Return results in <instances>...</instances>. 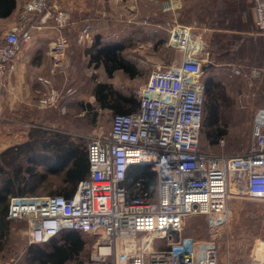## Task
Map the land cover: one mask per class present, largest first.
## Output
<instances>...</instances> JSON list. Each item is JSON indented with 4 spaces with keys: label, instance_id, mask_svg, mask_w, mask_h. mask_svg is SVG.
Returning <instances> with one entry per match:
<instances>
[{
    "label": "built area",
    "instance_id": "2783aa9c",
    "mask_svg": "<svg viewBox=\"0 0 264 264\" xmlns=\"http://www.w3.org/2000/svg\"><path fill=\"white\" fill-rule=\"evenodd\" d=\"M249 2L264 32V0ZM48 19L58 33L49 46L52 67L40 80L50 85L48 77L65 67L68 40L62 30L70 23V8L50 11L48 0H27L18 23L0 36V90L14 73L21 44ZM191 33L190 26L169 31L167 46L180 52L178 62L151 71L136 91V110L114 114L108 132L89 138V173L71 196H10L7 218L28 221L30 243L78 231L95 238V244L87 259L72 264H219L213 240L175 235L188 216L201 215L215 236L229 220L232 194L264 199V110L252 126L249 148L234 155L198 148L207 100L198 74L208 49L201 36L193 40ZM229 66L232 74L240 73ZM250 78L259 80L260 72L253 70ZM60 97L48 86L38 105L55 107ZM218 143L223 146L224 139ZM136 165L155 173L153 190L143 188L142 178L129 184ZM154 240L165 245L153 248Z\"/></svg>",
    "mask_w": 264,
    "mask_h": 264
},
{
    "label": "rangeland",
    "instance_id": "374dc122",
    "mask_svg": "<svg viewBox=\"0 0 264 264\" xmlns=\"http://www.w3.org/2000/svg\"><path fill=\"white\" fill-rule=\"evenodd\" d=\"M170 1L116 0V3L110 4L109 7L107 5L101 6L103 7L101 15L104 14V17L107 16L114 22L115 34L111 41L125 44L126 57L134 63L136 69L139 71L138 75L134 78L129 77L122 71H116L113 76L108 77L102 66L98 68L89 66L88 60L83 58L82 55L80 56L75 49L73 54L74 59L70 61L67 55L65 67L48 77L50 85L42 83L40 79L46 78L48 74L39 70L32 71L29 80H22L19 85L23 84V87L30 90L29 100L27 103L21 102L22 106L17 109V112H10L8 108L12 102L11 99H16V96L11 93L12 76H10L4 84L5 86L0 90V97L2 96L3 102L5 105L6 103L8 105H6L7 112H4V116L10 120H12V117H16V122L14 123L16 126L13 128L20 134V139L21 133H24L23 136L26 135L28 141L32 143H35V141L46 142L61 135L67 137L69 141L74 142L81 148H86L89 138L109 131L111 119L114 115L110 109H101L97 106L95 97L93 96V88L96 83H108L118 93L126 97L134 95L138 100L136 91L146 82L151 71L157 66L167 67L169 63L178 62L180 52L167 46L169 31L175 26L193 27L191 33L192 39L194 40L197 36H201L207 49L208 46H212L213 37L209 31L202 29L204 25L201 26V24L215 19L213 18L215 10L224 6V1L178 0L182 8H176L173 14L166 9L161 14L154 12L153 8L156 6L169 7L171 5ZM246 3H249L248 0H246ZM50 6H53L51 2ZM155 19L164 28L157 38L152 35V31L154 30L151 24H155ZM190 22L192 24L196 23L187 25ZM128 27L130 29H127ZM142 27L146 28V35H148L146 41L141 38ZM8 28L7 21L0 19V36ZM124 31L126 32L124 33ZM89 32L90 25L86 21L82 25L79 39L83 42L90 39ZM65 37L67 38V36ZM77 37L78 31L75 30L70 33V38L76 39ZM86 38L87 40H85ZM53 39L52 37L49 38V46ZM67 40L69 39L67 38ZM160 41L162 43L158 44ZM49 46L46 51L41 48L36 50L30 54L31 57L33 58V55L36 59L47 57L51 67L52 61L49 56ZM230 57V59L228 57L224 61H214L215 63H213L208 59L207 52V63H204V65H208L210 62L215 67L212 69L206 67L204 70L202 67H199L198 80L200 84L202 83L205 86V80L208 77H213L214 91L225 92V98L219 100L221 106L213 127L205 126L204 122L208 118L209 112L206 106L204 109L198 148L212 154L234 155L249 148L251 145L252 126L258 118V113L264 110V94L260 92L262 79H264V65L258 66L257 62L239 58L233 51L230 52ZM43 59L42 64L48 66ZM229 64L239 67L240 73L238 75L232 74ZM253 70L260 72L259 80L250 78V73ZM20 78L26 79L23 72L19 75ZM48 86L49 88L56 89L61 94L60 101L55 107H39V98L46 92ZM18 103L17 100L14 101V104ZM82 104L93 105L94 110H83ZM94 111L95 115H93ZM6 124L11 123L6 121ZM11 129L8 127V131ZM213 129H222L223 136L221 138L224 139L223 146L218 141L211 142V139L208 138V132ZM36 130L40 133L36 132ZM21 160L25 162L23 158L17 159L15 162L20 163ZM18 163L9 162L5 166V169L10 171ZM36 170L39 173L47 172L43 164L36 165ZM48 174L49 178L46 182L42 180H37L36 182L29 180L27 183H24L23 190L35 189L34 194L28 192L17 195L10 194L8 196L9 203L10 196L48 194L49 184H52L50 189H55L57 183L60 182L61 173L55 175ZM234 196L238 195H230L227 201L230 211L229 217L231 219L219 229L215 236H212L213 233L209 231L206 218L201 215H194L186 218L181 231L175 237L213 240L218 248L219 264H246L253 244H255L257 239H260L257 236L264 232V199L246 197L240 199ZM6 219L10 221V225L7 236H2V241H0V262L2 264H36L35 257L37 256H32V249L29 250L30 245L33 244L29 242L28 221L24 219L10 220L7 218V215ZM83 238L85 246L81 255L87 256L89 254L90 256L92 247L95 244V238L85 234H83ZM163 245H165V242L156 240L153 243V248L162 247ZM46 250L48 251L49 248ZM256 253L253 256H256Z\"/></svg>",
    "mask_w": 264,
    "mask_h": 264
},
{
    "label": "trees",
    "instance_id": "16d2710c",
    "mask_svg": "<svg viewBox=\"0 0 264 264\" xmlns=\"http://www.w3.org/2000/svg\"><path fill=\"white\" fill-rule=\"evenodd\" d=\"M224 6L215 10L213 18H217L219 31L212 35V46L208 47V59L224 61L230 52H234L239 58L257 62L258 66L264 65V35L254 34V26L249 12L250 4L246 0H223ZM16 6V0H0V19L9 17ZM213 22H211V25ZM162 42H158L161 44ZM125 44L121 42H104L100 36H96L94 44L85 50L88 55V65L98 68L103 67L108 77L116 71H122L134 78L139 71L125 53ZM212 66L210 69L214 68ZM213 77L205 80L206 104L209 115L204 122L205 126L213 127L218 117L220 108L219 100L225 98L224 91H214ZM217 85V84H216ZM218 86V85H217ZM223 90L222 87H220ZM261 94H264V79H262ZM93 96L97 106L101 109H110L114 114H129L136 110L138 100L134 95L129 97L115 91L108 83H96L93 88ZM128 104V106H126ZM82 109L93 111L94 106L82 104ZM95 111L93 115H95ZM214 130V129H213ZM208 132L211 142H217L222 137V129ZM36 132H39L36 130ZM40 133V132H39ZM42 134V133H41ZM23 158L20 163L15 162ZM18 163L12 170L7 171L5 166ZM8 163V164H7ZM4 164V165H3ZM43 164L47 172L39 173L36 165ZM48 173H61L60 182L55 189H50L48 194H58L65 197L72 195L79 180L88 176L89 168L86 148L69 141L67 137L58 135L49 141L23 144L10 147L0 154V241L2 236H7L10 221L6 219L9 198L8 196L35 193V189L23 190L24 183L32 181H48ZM143 179V188L153 190L155 188V173L147 166L136 165L128 174L129 184L136 179ZM17 188V190H15ZM25 189V187H24ZM15 191V193H14ZM83 233L78 231H63L58 236L45 243L33 244L32 256H37L36 264H72L74 261L85 260L82 256L85 246ZM49 248L47 251L46 249ZM46 250V251H45Z\"/></svg>",
    "mask_w": 264,
    "mask_h": 264
},
{
    "label": "crops",
    "instance_id": "0c3cea01",
    "mask_svg": "<svg viewBox=\"0 0 264 264\" xmlns=\"http://www.w3.org/2000/svg\"><path fill=\"white\" fill-rule=\"evenodd\" d=\"M26 1L27 0H16V6H15L13 13L9 17L4 19L7 21L8 27L18 23L19 15ZM50 2L52 3L53 6H50ZM50 2H48L49 4L48 9L50 11L56 8H62V7L70 8L71 10L70 23L62 30L63 34L67 36V38L69 39L68 40L69 48H67L68 49L67 55L70 61L71 59H74L73 54H74L75 49L78 51L80 56L82 55L83 58L88 60V55H86L85 50L87 48H90L94 44V40L96 36H100L102 43L104 42L113 43V41L111 40H113L114 34H115V29L113 27L114 22L109 17L107 16L104 17V14L101 15L102 8H103L101 6L107 5L109 7L110 4L116 3V0H50ZM170 3L171 5L169 6V9H166V10H169L171 14L174 13L176 8H180V7L182 8L178 0H171ZM165 8H163L162 6H156L153 9L155 13L158 12L159 14H161L165 12L164 11ZM249 12L251 14V18H252V22L254 26V33L257 35H264V32L260 31L254 22L251 4H250ZM88 15H90V17H88ZM155 20H156L155 24H151L154 30L152 31L153 33L152 35L156 36L155 38H157L159 33H161V30H164V28L163 26H161V24H159V22H157V19ZM86 21L90 25L89 34L91 38L88 40L86 38L85 40L87 41H85L86 42L85 43L81 41V39H79V35L82 29V25ZM211 22H213L212 25L210 24ZM195 23L196 22H194L193 24ZM193 24L192 22H190L187 25H193ZM217 24H218L217 19H213V20H209L205 22V24H201V26L204 25L202 26V29L204 31H209L212 36L213 33H215L216 31H219L218 29L219 27L217 26ZM127 29H130V28L128 27ZM145 29H146L145 27H142L143 31L141 32V38L144 39V41H146L148 38V35H146ZM75 30L78 31V37L76 39L70 38V33ZM125 32L126 31H124V33ZM57 33L58 31L53 28V23L51 19H48L45 23L39 24V26L32 31L31 41H29L28 43L21 44L17 58L14 61L15 69L12 75V80L10 79L11 80V85H10L11 93H13L14 96H16V99H13V98L11 99L12 102L10 104V107L8 108L10 112H13V111L17 112V109L20 106H22L21 102L27 103V101L29 100L30 90H28V88L26 89L25 87H23V84L19 85V83L22 82V80L24 81L29 80L30 73L34 70L35 71L39 70L41 72L44 71L46 72L45 74H49L52 65L50 67V62L48 61L47 57H45L44 59L42 58V59L44 62L46 61L48 66L45 64L44 65L42 64L43 63L42 59H36L34 55L32 58L30 54H32L33 52H35L36 50L40 48L46 51L47 47L49 46V42H50L49 38L52 37L53 39V37H55ZM150 36H151V31H150ZM81 50H83V52H81ZM22 72L23 74H25L26 79L25 78L19 79V75H21ZM13 100L14 101L17 100L19 103L14 104ZM4 105L5 103L3 102V97L1 96L0 97V154H2L3 151L9 149L10 147L20 145L28 141V137L26 135L23 136L24 133H21L22 135L20 139V134L14 130L13 127L16 126V124H14L16 122V119H15L16 117L15 118L12 117L11 118L12 120H10L4 116V112H7L6 111L7 103L5 106ZM6 121H9V123L11 124H6ZM8 127L12 129L8 131ZM234 197H237L240 199L245 198L244 196H234ZM246 198H249V197H246ZM229 219H231V217H229ZM257 237L260 239H257L255 241V244H253L252 249L249 252V256L246 260V264H264V239H262L264 238V232L259 234ZM255 253H256V256H253Z\"/></svg>",
    "mask_w": 264,
    "mask_h": 264
},
{
    "label": "water",
    "instance_id": "95a60500",
    "mask_svg": "<svg viewBox=\"0 0 264 264\" xmlns=\"http://www.w3.org/2000/svg\"><path fill=\"white\" fill-rule=\"evenodd\" d=\"M210 66H211V63L209 62L208 65H203L202 69L204 70L206 67H210Z\"/></svg>",
    "mask_w": 264,
    "mask_h": 264
}]
</instances>
